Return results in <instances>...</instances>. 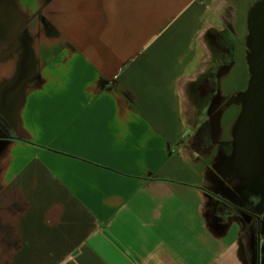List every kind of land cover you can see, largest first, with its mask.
Wrapping results in <instances>:
<instances>
[{"label":"crops","instance_id":"1","mask_svg":"<svg viewBox=\"0 0 264 264\" xmlns=\"http://www.w3.org/2000/svg\"><path fill=\"white\" fill-rule=\"evenodd\" d=\"M211 1L0 0V264H243L184 140ZM229 1L242 25L257 0Z\"/></svg>","mask_w":264,"mask_h":264},{"label":"rangeland","instance_id":"2","mask_svg":"<svg viewBox=\"0 0 264 264\" xmlns=\"http://www.w3.org/2000/svg\"><path fill=\"white\" fill-rule=\"evenodd\" d=\"M210 4L213 11L205 19L212 22L211 34H203V38L206 36L205 41L211 39L210 54L204 61L186 67L185 70L195 74V79L186 82L183 87L181 108L186 131L184 140L206 156L214 174L222 170L221 153L225 146L223 139L231 138L230 127L240 112L250 66L246 58L245 18L243 26L241 18L235 17L229 0L211 1ZM224 27L229 29L222 35L224 41H227V54L219 48L223 38L218 36V31ZM224 57L226 63L221 64L220 58ZM209 72L214 73L208 76L209 80H201L204 76L211 75ZM210 122L213 123L212 127ZM222 180L223 177L220 178L221 183Z\"/></svg>","mask_w":264,"mask_h":264},{"label":"flooded vegetation","instance_id":"3","mask_svg":"<svg viewBox=\"0 0 264 264\" xmlns=\"http://www.w3.org/2000/svg\"><path fill=\"white\" fill-rule=\"evenodd\" d=\"M228 30L226 27L222 32L218 31V36L221 37ZM246 30V58L252 65L249 71L250 77L257 71L259 63L253 48L259 47L264 40V36H262V34L264 35V0H257L249 8L246 17ZM222 38L223 43L219 46L227 54V41H224L223 36ZM225 61V57L222 58V64L226 63ZM210 74L201 80L207 82L208 76H212L214 73ZM242 116L243 101L240 103V112L230 127L231 138L223 139L225 148H222L223 162L222 170H220L223 180L219 196L224 203L241 216L245 224L243 236L250 241L248 253L243 247L238 248L241 262L243 264H264V147L261 145L258 148L259 152L253 154L256 161L246 162L249 160V156L245 155L241 146L248 120L241 121ZM210 124L212 127L213 123L210 122ZM261 133L263 136V131Z\"/></svg>","mask_w":264,"mask_h":264},{"label":"water","instance_id":"4","mask_svg":"<svg viewBox=\"0 0 264 264\" xmlns=\"http://www.w3.org/2000/svg\"><path fill=\"white\" fill-rule=\"evenodd\" d=\"M262 36L264 35L262 34ZM262 43L256 49L253 48L259 63L257 62V71L249 77L247 88L242 94L243 116L241 117V121L248 120L241 146L245 155L249 156V160L246 162L256 161L253 154L259 152L258 148L261 145L264 147V135L262 136L261 133L262 131L264 133V40ZM249 66V69H251L252 65H250V62Z\"/></svg>","mask_w":264,"mask_h":264},{"label":"built area","instance_id":"5","mask_svg":"<svg viewBox=\"0 0 264 264\" xmlns=\"http://www.w3.org/2000/svg\"><path fill=\"white\" fill-rule=\"evenodd\" d=\"M78 53H79L80 55H82V52H81V51H78ZM86 61H88V59H86Z\"/></svg>","mask_w":264,"mask_h":264}]
</instances>
